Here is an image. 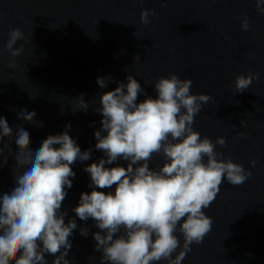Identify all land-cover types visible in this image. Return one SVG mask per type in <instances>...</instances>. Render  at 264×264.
<instances>
[{
  "label": "clouds",
  "instance_id": "1",
  "mask_svg": "<svg viewBox=\"0 0 264 264\" xmlns=\"http://www.w3.org/2000/svg\"><path fill=\"white\" fill-rule=\"evenodd\" d=\"M255 6L264 14V0H255ZM150 15L158 13L142 9L140 23L150 24ZM250 28L245 15L241 29ZM19 41L24 43L17 47ZM30 42L20 28L9 31L7 44L0 49V56L7 53L10 57L8 68L18 70L17 58ZM139 58L136 54L134 61ZM113 79L98 76L96 83L104 89ZM257 79V73L240 74L233 86L243 93ZM126 80L116 81L114 90L100 94L91 104L83 93L75 97L73 112L86 113L90 105H98L93 108L102 119L100 129L94 131L95 149L103 157L83 168L92 191L82 192L72 211L80 221L91 219L99 229L92 237L94 251L101 253L100 264H182L191 245L202 243L212 230L213 219L204 209L215 201L222 183L243 185L252 171L216 150V145H226L225 137L213 142L193 129L195 116L212 97L192 94V80L175 73L161 76L154 82L155 98L133 75ZM141 94L144 99L138 102ZM12 110L17 119L37 128L44 126L35 119V111ZM70 130L71 125H66L65 131L47 136L33 150L30 133L18 125L13 136V128L0 116V169L8 163L4 149L13 155L11 145L17 146L11 170L15 187L0 194V264H48L46 255L54 257L52 264H70L66 258L72 248L70 237L78 225L72 218L65 222L67 211L61 210L62 203L66 189L73 186L69 178L76 175L71 166L90 160L93 152L91 146L82 151ZM239 136L248 138L243 132ZM154 154L164 158L158 169L149 166ZM121 160L127 167H106ZM249 163L254 167L257 161ZM113 186L114 192L96 190ZM89 232L87 226L80 228L82 237ZM177 232L183 236L182 244Z\"/></svg>",
  "mask_w": 264,
  "mask_h": 264
}]
</instances>
